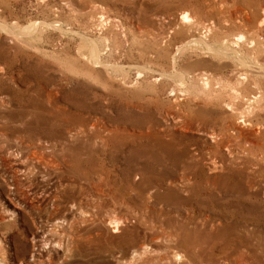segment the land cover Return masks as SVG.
<instances>
[{
    "label": "rangeland",
    "instance_id": "obj_1",
    "mask_svg": "<svg viewBox=\"0 0 264 264\" xmlns=\"http://www.w3.org/2000/svg\"><path fill=\"white\" fill-rule=\"evenodd\" d=\"M0 264H264V0H0Z\"/></svg>",
    "mask_w": 264,
    "mask_h": 264
},
{
    "label": "bare ground",
    "instance_id": "obj_2",
    "mask_svg": "<svg viewBox=\"0 0 264 264\" xmlns=\"http://www.w3.org/2000/svg\"><path fill=\"white\" fill-rule=\"evenodd\" d=\"M31 26H27L26 28H30ZM233 51V50H232ZM97 55V54H96ZM227 127H223L219 132L226 133ZM220 134V133H219ZM222 136V135H221ZM223 142V141H222ZM221 142V143H222ZM225 142V141H224ZM220 144V143H219ZM114 221L110 220L108 224L110 226H114L112 224ZM106 234H110V238L106 236ZM99 233L98 228L96 231L92 233H75L71 236L70 242L67 243L66 249L70 251V253H80L85 255L92 256H102L105 252L113 251L117 249V242L115 241V236L113 233Z\"/></svg>",
    "mask_w": 264,
    "mask_h": 264
}]
</instances>
